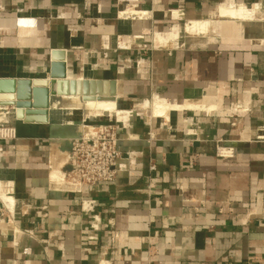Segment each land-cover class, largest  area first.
I'll return each mask as SVG.
<instances>
[{"label":"crops","instance_id":"1","mask_svg":"<svg viewBox=\"0 0 264 264\" xmlns=\"http://www.w3.org/2000/svg\"><path fill=\"white\" fill-rule=\"evenodd\" d=\"M252 4L264 11V0H0V79L49 80L54 58L70 79L113 83L117 100L220 106L171 112L169 124L132 117L118 137L137 154L134 171L80 192L50 180L49 148L69 157L65 143L83 134L52 138L50 110L41 125L7 108L15 137L0 140V181L12 182L13 211L0 201V264H264V21L214 45L128 41ZM121 6L147 19L121 20ZM218 146L233 156L217 157Z\"/></svg>","mask_w":264,"mask_h":264},{"label":"bare ground","instance_id":"2","mask_svg":"<svg viewBox=\"0 0 264 264\" xmlns=\"http://www.w3.org/2000/svg\"><path fill=\"white\" fill-rule=\"evenodd\" d=\"M131 16L137 15L138 17L143 16V13L136 11L134 9H124L121 16ZM171 15V14H170ZM217 18L224 21H241V22H263L264 21V11H262L260 4H252L250 6L244 5H224L218 7L216 11ZM177 17L176 13H172V17ZM204 22L191 21L184 26V34L187 36L203 35L205 31ZM208 26V24H207ZM28 30L24 27L19 28V33L21 35H26ZM179 36L178 27L170 29V31L160 34H152L150 43L153 49H170L174 47V44ZM136 38V39H135ZM134 40V42H132ZM142 36H135L128 39L131 41L130 44L136 45L141 42ZM70 81H84L70 79L67 77L59 86H51V90L55 92L62 93L57 96V101L50 102V118H51V129L50 134L52 138H70L77 137L81 134L91 135L95 129L94 125H85L86 122H94L98 118H108L110 121H114L120 126H125L132 117L140 116L142 113L147 114L148 122L150 125H154L157 119L169 124V118L171 112L180 113L183 110L190 111H205L208 113L213 112L219 107V105H200V104H180L163 97L152 95L149 99L143 100L139 104H135L128 110H121L117 106V95L111 97L109 94L111 89V84H101L99 87L101 91H105V94L101 97H96L92 100H84L82 95H66V84ZM81 86V85H80ZM78 89V88H77ZM76 89V90H77ZM83 92V86L81 87ZM80 90V88H79ZM119 97V96H118ZM198 101V100H197ZM203 102V101H202ZM206 103V101H205ZM242 107L235 106L234 111H241ZM8 109L0 108V124H8L10 117L7 115ZM73 112H80L82 121L73 122L65 117H71ZM259 134L258 136H260ZM13 133L11 127H2L0 129V139H12ZM54 141V140H53ZM59 141V140H57ZM61 141V140H60ZM64 141V140H63ZM58 143V142H57ZM49 172L50 180L53 183L61 184L62 186L66 184L65 173L61 171V166L68 163V155L65 152L58 151L56 144L52 142L49 148ZM222 153H225L222 151ZM64 187V186H63ZM13 191L12 182L0 181V201L2 205L7 208L9 213H12V203L13 200L9 197ZM15 201V200H14ZM6 210V211H7ZM8 214V213H7Z\"/></svg>","mask_w":264,"mask_h":264},{"label":"built area","instance_id":"3","mask_svg":"<svg viewBox=\"0 0 264 264\" xmlns=\"http://www.w3.org/2000/svg\"><path fill=\"white\" fill-rule=\"evenodd\" d=\"M123 3L126 0H118ZM121 4V3H120ZM136 8V7H135ZM124 12V6L117 12V17L121 20H145L146 15L138 17L137 15L121 16ZM145 13V12H141ZM131 46L128 48L130 49ZM106 55H104L105 58ZM110 122V120H109ZM124 126L116 122L100 124L95 126L91 135H84L71 141L69 148L68 163L63 170L65 173L66 186L71 188L69 192H80L85 187H95L98 184L113 183L123 174L131 173L137 165V154L134 152H123L119 149L118 131ZM13 138L15 137L14 129L11 130ZM258 141H264V129L260 130ZM0 140H7L1 138ZM224 151L225 153H222ZM0 149V153H1ZM216 156L219 158H231L233 151L222 146L216 147ZM149 172L155 171V166L151 164ZM179 192L183 189L176 186ZM92 202L81 201V209L92 213ZM197 211V210H196ZM197 216V214H195ZM99 218L96 215L90 216V229L97 231L99 229Z\"/></svg>","mask_w":264,"mask_h":264},{"label":"water","instance_id":"4","mask_svg":"<svg viewBox=\"0 0 264 264\" xmlns=\"http://www.w3.org/2000/svg\"><path fill=\"white\" fill-rule=\"evenodd\" d=\"M67 78L66 66L62 61L52 58L49 68V80L45 79H0V108H13L15 121L24 124H49L50 102L62 93L51 90V86H59ZM99 81H70L66 84V95H82L84 100L101 97L105 91L100 90ZM111 84L110 96L114 97L116 89ZM81 85V86H80ZM83 86V92L81 87ZM78 88V89H77ZM80 88V90H79ZM77 89V90H76ZM117 103V101H116ZM66 190L71 188L63 185Z\"/></svg>","mask_w":264,"mask_h":264},{"label":"rangeland","instance_id":"5","mask_svg":"<svg viewBox=\"0 0 264 264\" xmlns=\"http://www.w3.org/2000/svg\"><path fill=\"white\" fill-rule=\"evenodd\" d=\"M216 14L214 15H211V17H207V18H211L210 21H205L204 22V27H205V31H204V34L203 35H195L194 37L193 36H187L186 34H184V27H183V22L181 24H179L178 28H179V36H178V42L180 44L186 47H189L191 45H195V47L197 46H200L202 44H206V43H209V44H216V43H221V42H227L229 39V36H231V33H232V30L236 29L237 27L239 26H243V25H246V26H257L259 27L260 25H262V23H258V22H241V21H218L217 19H215ZM170 17H172V15H169ZM173 19H176L177 17H172ZM199 22H202V21H199ZM188 23H186L185 25H187ZM208 24V26H207ZM184 25V26H185ZM172 26L171 25H168L166 27V30H168V28ZM147 33V32H146ZM139 36H142V43H140V45L142 46H146L147 48L151 49V43H150V40H151V37L152 35L149 33V34H139ZM240 37H242L240 35ZM188 45V46H187ZM182 47V46H181ZM194 48V47H193ZM163 97V96H161ZM149 97H145V98H142V99H132V98H129V99H121V100H117V107L121 110H128L130 109L132 106H134L135 104H139L141 103L144 99H149ZM52 101H57V99H53ZM175 102V101H174ZM220 107V106H219ZM73 115V116H72ZM71 115V117H65L66 119L68 120H72L74 122H81L82 121V117H81V113L80 112H75ZM134 119H139V120H142V121H146L148 122V119L147 118V114L146 113H142L140 114V116H134ZM157 122H162L161 119H157L156 120ZM114 119H111V121L109 122V119L106 117V118H98V119H95L94 122H86V123H83L85 125H94V126H98L100 124H108V123H114ZM149 123V122H148ZM2 127H6V125L4 126L3 124H0V129H2ZM84 136V135H82ZM70 141V140H68ZM70 143H65L66 147L70 148ZM48 147V146H47ZM46 151V149H45ZM69 151V149H68ZM44 155L46 156L47 155V152L44 153Z\"/></svg>","mask_w":264,"mask_h":264}]
</instances>
